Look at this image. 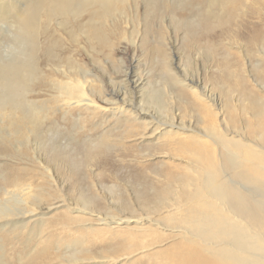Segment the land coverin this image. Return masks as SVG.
<instances>
[{
  "label": "rangeland",
  "instance_id": "rangeland-1",
  "mask_svg": "<svg viewBox=\"0 0 264 264\" xmlns=\"http://www.w3.org/2000/svg\"><path fill=\"white\" fill-rule=\"evenodd\" d=\"M259 9L254 17L245 16L239 10L240 16L237 14L231 30L222 33V27H229L225 25L210 34L203 27L184 26L178 23L174 13L166 12L152 19L150 45L144 47L141 36L145 8L142 1L129 0L127 23L125 19L121 21L114 48L100 54L97 63L91 66L100 79L92 95L97 107L73 109L68 122L63 113L69 106L50 100L52 95L48 89L31 93L29 99L44 106L46 124L53 122L56 126L45 130L44 138L37 140L32 133L11 129L0 113V205L16 213L0 217V263L163 262L158 253L172 248L177 240L152 249L148 247L172 235L173 231L162 218L170 212L148 211L134 198L145 183L150 184L145 189L150 196L168 184L166 177L155 172L158 165H186L182 160L170 158L169 153L166 157L159 154L160 145L170 152L177 146L173 142L184 132L179 128L182 120H194L198 115L205 117L207 109L211 113L218 112V120H221L232 104L236 110H231L238 119L250 117L246 112L241 113L239 75L248 79L252 90L264 97V79L256 71L264 70V5ZM0 27V57L13 56L12 26L2 22ZM159 28L161 33H158ZM65 40L64 43H68ZM81 42L87 46L83 39ZM86 53L80 49L79 57L85 65L89 61ZM222 53L231 60L227 66L220 63ZM224 71L231 75L226 77ZM138 78L142 82L135 86L132 80ZM125 88L131 101L125 99L122 91ZM191 88L197 89L200 98L193 96ZM223 89H231L228 104ZM120 108L127 110L119 114ZM140 111L145 114L137 115ZM116 113L120 117L126 115L129 120L117 123ZM79 117L82 128L72 130ZM149 120L151 125L162 123L159 139L143 140L137 136L145 132L141 126ZM227 120L226 116V123ZM24 132L27 135L24 136ZM232 136L233 133L228 132V137ZM164 139H169L170 145H164ZM99 142L105 147L87 158L90 148H95ZM55 144L61 146L60 152H54L57 151ZM191 190L195 191L196 186ZM157 218L164 224L153 221ZM39 220L45 223L42 237L35 240L34 234L30 238L29 233ZM23 222L27 226L20 228ZM115 224L122 227L114 228ZM114 234L118 236L113 238ZM56 241L59 246L53 249ZM36 242L37 249L27 255L26 248L30 249ZM129 243L130 247H121L128 254L115 251L107 257L108 245ZM62 251H68L66 258L62 257Z\"/></svg>",
  "mask_w": 264,
  "mask_h": 264
},
{
  "label": "bare ground",
  "instance_id": "bare-ground-1",
  "mask_svg": "<svg viewBox=\"0 0 264 264\" xmlns=\"http://www.w3.org/2000/svg\"><path fill=\"white\" fill-rule=\"evenodd\" d=\"M128 1L0 0V23L12 26L10 39L15 52L13 56L0 57V113L11 129L32 133L37 140L44 138L45 130L56 127L53 122L46 124L44 106L28 97L45 89L52 95L50 100L69 106L63 113L68 122L73 109L97 107L92 95L95 83L100 79L91 66L97 63L100 54L114 48V38L121 21L125 19L127 23ZM140 1L145 8L141 36L144 47L150 45L152 19L163 13H174L178 23L203 27L209 34L216 28L229 25L228 28L222 27L221 32L225 33L233 27L239 10L245 16L254 17L264 5V0ZM249 3L253 6L250 7ZM160 30L158 33H161ZM65 39L68 43H64ZM82 39L87 46L82 44ZM200 44L204 46L206 43ZM215 47L219 48L218 44ZM80 49L87 52L89 61L86 65L79 57ZM222 55L220 63L227 66L231 60L224 53ZM45 68L49 71L46 72ZM256 71L264 79V70ZM224 74L226 77L231 75L226 71ZM132 82L139 86L142 81L138 78ZM238 87L241 113L246 112L250 117L238 119L232 111L236 110L232 104V110L228 108L223 118L225 121L228 117L226 124L223 119L218 120V112L211 113L209 109L205 117L198 115L194 120H182L179 128L184 132L179 133L173 142L177 146H173L170 152L160 145L159 154L164 157L170 154V158L182 160L186 165H158L155 172L166 177L168 184L159 187L150 196L145 190L150 184L145 183L134 198L148 211L170 212L162 218L166 227L173 231L172 235L148 247L152 249L177 240L172 248L157 252L163 261L160 264H264V97L255 93L248 79L241 75L238 76ZM191 90L193 96L200 98L197 89ZM122 91L125 99L131 101L127 97V89ZM222 93L228 104L231 89H223ZM119 110V114H123L127 109ZM190 110L194 111L193 108ZM119 114L117 123L129 120L126 115L120 117ZM140 114L145 112L137 113ZM79 120L80 117L74 121L72 130L82 128ZM235 123L238 125L235 126ZM161 124L151 125L150 120L146 121L141 126L145 132L137 136L143 140L159 139ZM225 125L234 128L228 129ZM27 132L23 133L24 136ZM194 132L197 134L194 135ZM228 132L233 136L228 137ZM163 143L170 145L169 139H164ZM104 147L105 144L99 142L98 146L90 148L87 158ZM54 149L57 150L54 152H60L61 146L55 144ZM194 185L196 190L192 191ZM16 186H19L18 181ZM128 206L132 208L130 203ZM15 214L11 208L0 205V217ZM153 221L164 224L158 218ZM44 223L36 221L33 229L30 228L29 237L34 234L36 240L42 235ZM22 225L20 228L27 226L25 222ZM113 227L122 226L115 224ZM116 236L114 234L113 238ZM115 244L108 245L110 254L107 257L114 255L115 251L128 254L121 247H130V243ZM37 246V242L30 249L27 246L26 254L34 253ZM58 246L56 241L53 249ZM67 253L62 251V257L66 258Z\"/></svg>",
  "mask_w": 264,
  "mask_h": 264
}]
</instances>
